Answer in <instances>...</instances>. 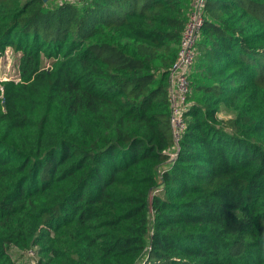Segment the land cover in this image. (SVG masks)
I'll list each match as a JSON object with an SVG mask.
<instances>
[{
  "label": "trees",
  "instance_id": "16d2710c",
  "mask_svg": "<svg viewBox=\"0 0 264 264\" xmlns=\"http://www.w3.org/2000/svg\"><path fill=\"white\" fill-rule=\"evenodd\" d=\"M190 8L0 0V264H264V0H205L176 142Z\"/></svg>",
  "mask_w": 264,
  "mask_h": 264
},
{
  "label": "built area",
  "instance_id": "2783aa9c",
  "mask_svg": "<svg viewBox=\"0 0 264 264\" xmlns=\"http://www.w3.org/2000/svg\"><path fill=\"white\" fill-rule=\"evenodd\" d=\"M204 5L205 0H191V8L181 33L176 60L170 67L168 100L170 125L176 142L186 125L184 112L189 107L187 98L190 93L188 76L196 56V43L204 23ZM9 79L18 81L19 74L18 76L10 77L0 76V81ZM176 154V151H172L171 159L175 158ZM33 253L32 248L27 252V255H33Z\"/></svg>",
  "mask_w": 264,
  "mask_h": 264
},
{
  "label": "rangeland",
  "instance_id": "374dc122",
  "mask_svg": "<svg viewBox=\"0 0 264 264\" xmlns=\"http://www.w3.org/2000/svg\"><path fill=\"white\" fill-rule=\"evenodd\" d=\"M19 54L14 52L10 46H7L4 50V53L0 56V76L10 77V76H18V67L17 61ZM33 255H25V257L18 261V263L25 261L33 262L35 260V248H33Z\"/></svg>",
  "mask_w": 264,
  "mask_h": 264
}]
</instances>
